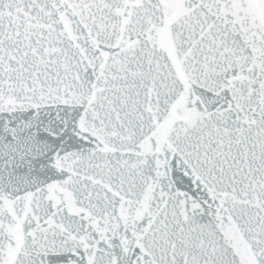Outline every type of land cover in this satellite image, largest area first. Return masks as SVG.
<instances>
[{"label":"snow or ice","instance_id":"snow-or-ice-1","mask_svg":"<svg viewBox=\"0 0 264 264\" xmlns=\"http://www.w3.org/2000/svg\"><path fill=\"white\" fill-rule=\"evenodd\" d=\"M0 264H264V0H0Z\"/></svg>","mask_w":264,"mask_h":264}]
</instances>
